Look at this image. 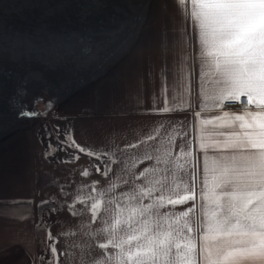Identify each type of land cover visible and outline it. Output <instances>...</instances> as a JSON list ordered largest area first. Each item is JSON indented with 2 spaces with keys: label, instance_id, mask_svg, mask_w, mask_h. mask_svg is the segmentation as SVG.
<instances>
[{
  "label": "snow or ice",
  "instance_id": "6c2138e0",
  "mask_svg": "<svg viewBox=\"0 0 264 264\" xmlns=\"http://www.w3.org/2000/svg\"><path fill=\"white\" fill-rule=\"evenodd\" d=\"M175 2L181 22L191 28L199 48L192 59L200 65L201 108L208 106L210 86L213 107L223 109L235 102L241 111H222L213 120H200L197 152L202 160L193 152L188 133L176 128L166 142L153 145L163 125L154 134L112 151L81 146L70 130L60 140L57 129V146L50 143L46 157L65 151L68 158L61 163H74L83 153L99 162L94 170L105 177L114 164L121 165L119 183L98 187L100 182L92 181L78 186L90 188L88 195L73 196L71 203L58 202L55 195L40 202L41 208L58 204L52 212L67 207L73 215H81L76 204L87 206L91 201L84 211L91 213L92 224L100 226L83 225L82 231L104 251L91 262L82 255V264H264V0ZM189 35L181 29L173 44L180 48L177 73L181 80L191 75L185 54ZM176 110L183 108L166 103L158 111ZM201 115L195 113L197 118ZM209 124L218 126L215 137L205 135ZM177 137L183 142L175 152ZM141 146L143 152L131 153ZM117 152L126 155L121 158ZM144 162L147 167L137 171ZM99 165L104 166L103 172ZM91 174L88 168L81 172L84 177ZM51 183L60 196L72 195L65 190L67 185L56 179ZM121 185L127 191L113 194ZM177 206L185 207L178 211ZM41 227L43 219L37 224ZM46 238L53 241L47 246L52 253L48 264H59L50 231ZM79 247L83 253L93 245Z\"/></svg>",
  "mask_w": 264,
  "mask_h": 264
},
{
  "label": "rangeland",
  "instance_id": "374dc122",
  "mask_svg": "<svg viewBox=\"0 0 264 264\" xmlns=\"http://www.w3.org/2000/svg\"><path fill=\"white\" fill-rule=\"evenodd\" d=\"M124 1L0 0V145L21 133L35 134L45 154L50 143L57 146V129L60 140L69 130L75 139L78 116L91 117L90 106L84 105L81 80L98 63L100 53L108 50L102 47L119 41L126 29V19L128 23L123 15H99L116 13L115 5H123ZM102 5L105 10L99 11L97 8ZM21 112L37 115L21 116ZM28 136L0 152L11 153L13 146L19 144L20 152ZM78 154L80 159L74 163H61L68 158L65 151L50 157L44 155L45 159L37 162L35 191L30 198L37 218L30 225V240L7 246L0 241V264H48L52 253L47 246L53 242L46 238L49 231L55 239L59 264H82L80 238L81 245L92 244L82 231L83 225L93 227L91 213L84 211L91 201L87 206L76 204L81 215H73L67 207L52 212L58 204L39 207L42 200L53 195L58 202L68 203L73 196L88 195L90 188L78 186L92 183V174L81 175L85 168L91 170L92 158ZM54 179L67 185L65 190L72 195L60 196L59 188L51 184ZM41 219L44 227L38 229ZM69 231L75 234L63 235ZM62 252L66 254L60 255ZM91 253L92 248L84 251L86 261H92Z\"/></svg>",
  "mask_w": 264,
  "mask_h": 264
},
{
  "label": "crops",
  "instance_id": "0c3cea01",
  "mask_svg": "<svg viewBox=\"0 0 264 264\" xmlns=\"http://www.w3.org/2000/svg\"><path fill=\"white\" fill-rule=\"evenodd\" d=\"M104 7L102 5L97 9L105 10ZM115 7L116 13L99 16L123 15L128 18V23L126 19V29L119 41L102 47L108 50L100 53L98 63L81 80L86 101V104H82L90 106L91 117L78 116L76 142L88 148L112 151L130 145L145 135L154 134L157 127L163 125L157 140L151 142L153 145L166 142L173 128H176L188 133L193 152L202 160V154L197 152L200 120H213L222 111L239 113L241 109L213 107L210 86L207 90L208 106L201 108L200 65L192 59L199 48L191 36V28L181 22L175 0H125L123 5L116 4ZM181 29L190 34L185 54L189 57L187 69L191 75L185 74L183 80L177 73L180 48L173 47L174 42L179 40ZM85 89L89 94L85 93ZM166 103L169 106L180 105L183 110L159 112ZM188 104L191 106L187 107ZM196 112L202 113L200 118L195 116ZM206 127L205 135L215 137L218 126L209 124ZM28 135L21 133L10 142L0 145V150H6L10 143L28 136L25 148L22 146L20 152V144L14 145L11 153L0 152V241L5 242V246L29 241L30 225L37 218L35 204H29L28 201L32 202L30 198L35 191L36 164L43 161L45 156L38 137L35 134ZM182 142L177 137L175 152L179 151ZM143 150L141 146L130 151L136 153ZM117 155L123 158L126 154L117 152ZM98 164L93 157L92 181H99L98 187L110 182L119 183L117 177L121 165L114 164L113 172L105 177L94 170L93 166ZM99 166L103 172L104 166ZM143 167H147V162L138 165L137 171ZM124 191L127 188L121 185L114 189L113 194ZM184 207L177 206V210L181 211ZM21 216L27 218L21 219ZM14 225L17 226L15 230ZM99 226V222L93 224V228ZM92 245L93 260L99 258L104 250L98 247L97 241L92 240ZM82 255L85 257L80 248L79 256Z\"/></svg>",
  "mask_w": 264,
  "mask_h": 264
},
{
  "label": "built area",
  "instance_id": "2783aa9c",
  "mask_svg": "<svg viewBox=\"0 0 264 264\" xmlns=\"http://www.w3.org/2000/svg\"><path fill=\"white\" fill-rule=\"evenodd\" d=\"M242 99H245V98L242 97ZM224 108L225 109H241L240 105L235 102L227 104Z\"/></svg>",
  "mask_w": 264,
  "mask_h": 264
},
{
  "label": "bare ground",
  "instance_id": "6f19581e",
  "mask_svg": "<svg viewBox=\"0 0 264 264\" xmlns=\"http://www.w3.org/2000/svg\"><path fill=\"white\" fill-rule=\"evenodd\" d=\"M97 64V63H96ZM94 68V67H93Z\"/></svg>",
  "mask_w": 264,
  "mask_h": 264
}]
</instances>
